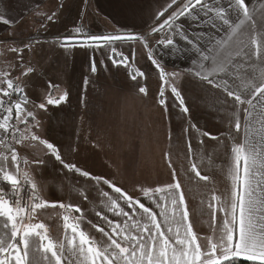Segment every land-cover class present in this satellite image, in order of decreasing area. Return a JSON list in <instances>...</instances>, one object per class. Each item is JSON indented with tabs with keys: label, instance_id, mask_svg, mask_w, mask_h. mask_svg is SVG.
<instances>
[{
	"label": "snow or ice",
	"instance_id": "1",
	"mask_svg": "<svg viewBox=\"0 0 264 264\" xmlns=\"http://www.w3.org/2000/svg\"><path fill=\"white\" fill-rule=\"evenodd\" d=\"M233 13L236 14L235 20L232 19ZM45 17L52 21L56 12L45 14ZM155 19L157 23L143 35L85 36L82 28L76 27V35L57 37L56 42L66 50L76 45L102 50L111 47L115 41H140L159 72L158 103L167 110L165 90H170L181 112L186 115L190 109L176 83L181 74L165 71L155 57L154 49L149 48V39L153 34H160L156 43L173 50H179L177 37L191 45L196 58L187 74L220 90L234 102L228 120L230 130L225 134L232 140L231 162L227 169L230 188L226 194L213 191L201 201L213 222L210 225L212 235L203 237L201 243L190 219L184 191L179 179L175 178V169L173 183L138 189L144 198L160 209L158 215L152 207L112 180L94 176L76 163L66 162L55 143L41 139L33 131L41 127L36 111L61 105L68 100L69 93L66 90L61 93L57 85L48 81V91L39 98L40 102H30L23 78L36 69L25 60L24 52H31L33 46L41 42L31 39L22 46H9L8 51L16 54L17 61L8 64L6 70H0V185H3L0 186V264H234L239 257L264 264V7H250V0H227L226 4L220 0H170L166 7L156 12ZM0 21L10 23L4 16H0ZM184 23L211 29L215 35L212 31L190 34ZM221 31L224 34L217 39ZM201 40L206 43L201 45ZM111 52L119 57L113 59L114 64L132 67L123 53H117L114 47ZM17 67L20 76L12 77L11 72ZM96 71L93 61L91 72ZM133 73L130 78L134 81L145 76L139 69L133 68ZM139 92L147 95L148 89L141 86ZM241 111L246 118L243 123ZM253 121L259 124V128L253 127ZM189 128L199 137L220 139L191 122ZM241 132L244 136L238 142L236 136ZM256 136L262 142L260 150L257 149ZM29 142L44 145L46 155L64 169L93 182L98 204H93L92 210L108 226L107 229L87 220L84 209L78 204L50 203L41 198L30 172L20 167L21 160L25 165L31 163L37 167L46 163L43 159L29 162L20 156L17 145L27 146ZM198 143L203 145L204 140L199 138ZM188 150L191 156H196L191 140L188 141ZM203 163L201 157L189 159L190 170L199 180L207 182L210 177L202 175L198 167ZM100 185H106L112 194ZM25 186H28L27 201L22 195ZM71 193H78L83 200L89 201V195L82 189L72 187ZM48 207H59L65 212L62 215L64 235L59 242L51 238L43 222H34L38 211ZM106 212L124 219H109ZM217 212L222 214L219 227L215 226ZM85 223L100 234L99 239L82 227Z\"/></svg>",
	"mask_w": 264,
	"mask_h": 264
},
{
	"label": "crops",
	"instance_id": "2",
	"mask_svg": "<svg viewBox=\"0 0 264 264\" xmlns=\"http://www.w3.org/2000/svg\"><path fill=\"white\" fill-rule=\"evenodd\" d=\"M169 2L170 0H0V16L10 21L9 24L0 21V44L11 45L14 41H23L27 36H38L39 41L49 39L46 35H36L35 32L38 24L42 26L41 32L50 34L53 31L45 23L48 21L45 14L51 15L53 12H56L61 21H69V24L64 26V31L81 27L83 31L94 33L143 35L149 33L157 23L156 12L166 7ZM220 2L226 4L227 0ZM250 7H264V0H250ZM232 19H236L235 13L232 14ZM184 27L190 34L198 35L212 31L215 35L211 29L189 23H184ZM223 34L221 31L216 38L220 39ZM160 38V34H153L149 39V48L154 49L155 57L166 72L181 74L176 83L189 106V114L181 112L170 90H165L168 99L167 110L158 103L161 79L149 59L148 50L140 41L124 40L115 41L108 48L114 47L117 53L127 56L132 67L118 66L112 62L113 59H119L118 56L105 57L100 54L101 50L84 46L88 54L92 49L94 53L97 52L92 58L89 55L85 58L88 59L86 67L91 68L92 62L95 61L97 71L76 72L81 73L78 78L81 83L75 95H69L68 100L59 106H49L47 111L37 110L36 116L41 127L33 131H36L41 139L55 143L66 162L76 163L78 167L94 176L112 180L130 195L140 198L146 206L152 207L158 215L160 209L155 203L144 198L138 189L163 187L173 183L175 169V178L179 179L184 191L193 228L203 244V237L212 235L210 225L213 222L201 201L206 200L213 191L216 194H226L230 188L227 169L231 162L232 140L225 134L230 130L228 120L232 115L234 102L220 90L187 74L188 69L192 67V60L196 58L191 45L177 37L179 50H173L158 45L156 41ZM200 43L204 45L206 40H201ZM5 57L6 54L0 52V70L7 69L1 62ZM77 61L78 59L76 65ZM133 68L143 71L145 76L132 80L130 77L134 74ZM18 73L12 70L11 75L17 77ZM141 86L147 87V95L139 92ZM27 94L30 102H40L32 92ZM29 110H32L31 107ZM240 118L242 123L246 119L242 111ZM189 122L220 139L199 137L189 128ZM253 127L259 128V124L253 121ZM243 136V132L238 134L237 141L242 140ZM199 138L204 140L203 145L198 143ZM189 140L196 156L189 153ZM255 142L260 150L262 142L259 136L255 137ZM17 150L20 156L29 162L36 159L46 161L39 167L31 163L25 165L23 160L20 164L21 169L30 172L39 194H42L45 200L50 203L78 204L84 209L87 220L107 229L108 226L96 217L92 210V205L98 204V194L92 181L64 169L54 158L46 155V148L40 143L17 145ZM196 157L203 158L204 163L198 164V167L202 175L210 177V181L199 180L190 170L189 159ZM135 166H138V172L133 174ZM9 167H12L11 163ZM72 187L84 190L89 195V201L83 200L78 193L70 194ZM100 188L112 194L106 185H100ZM106 215L109 219L117 221L124 219L121 216H113L110 212H106ZM221 223L222 214L217 212L215 226L219 227ZM82 227L100 238V234L96 233L91 225L85 223ZM50 234L57 242L63 238L62 219L50 228Z\"/></svg>",
	"mask_w": 264,
	"mask_h": 264
},
{
	"label": "rangeland",
	"instance_id": "3",
	"mask_svg": "<svg viewBox=\"0 0 264 264\" xmlns=\"http://www.w3.org/2000/svg\"><path fill=\"white\" fill-rule=\"evenodd\" d=\"M68 22L69 21L67 20L61 21L58 16H56L52 21H46V25L51 27L53 30L50 34H48L49 32H41L42 26L41 24H38V29L35 32L36 35H46L49 39L40 40L41 42L39 44H35L31 52L27 50L24 52L25 60L30 62V66H33L36 69L33 74L31 73L27 77L23 78L26 81L27 93L32 92L35 97L40 98L46 91H48L47 82L51 81L53 85L58 86L61 93L66 90L68 93L70 91L69 95H75L77 87H79V83H81L80 80H78L81 73L76 72L87 71L92 73L91 68L86 67L88 59L86 60L85 58H88V55L91 58L97 55V52L94 53V51H92L94 48L88 54L86 52L87 48L84 46L76 45L75 47L66 50L59 47V44L56 42L57 37H63L75 33V28H72L69 31L66 29V31L63 30L64 26L69 24ZM30 33H27V35H30ZM36 38L38 40L40 39L38 36H27L22 39L23 41H14V44L11 45L0 44V52L6 54V57L1 60L2 65L7 68L8 64H14L17 61L16 54L8 51L9 46H22L23 43ZM100 54L105 57L113 56L111 48L108 47L103 48ZM77 59L78 61L76 65ZM13 71H18L20 76L18 67ZM68 78L69 80H67ZM62 79H65L66 81ZM135 172H138V166L133 167V174H135ZM40 196L44 199L42 194H40ZM25 201H27V198H25ZM63 214H65L64 210L59 209V207L42 209L38 211L34 222H43L49 229V235H51L50 228L54 226V224H58V222L62 219Z\"/></svg>",
	"mask_w": 264,
	"mask_h": 264
},
{
	"label": "trees",
	"instance_id": "4",
	"mask_svg": "<svg viewBox=\"0 0 264 264\" xmlns=\"http://www.w3.org/2000/svg\"><path fill=\"white\" fill-rule=\"evenodd\" d=\"M0 186H3V185H0ZM27 188H28V186H25V190L22 191V195H24L25 198H27ZM5 191H8V188L6 186H5ZM234 264H259V262H253L250 260L237 258L234 261Z\"/></svg>",
	"mask_w": 264,
	"mask_h": 264
},
{
	"label": "built area",
	"instance_id": "5",
	"mask_svg": "<svg viewBox=\"0 0 264 264\" xmlns=\"http://www.w3.org/2000/svg\"><path fill=\"white\" fill-rule=\"evenodd\" d=\"M83 34L85 36H87V35H105V34H110V33H94V32H90V31H83ZM74 35H76V34H74Z\"/></svg>",
	"mask_w": 264,
	"mask_h": 264
}]
</instances>
